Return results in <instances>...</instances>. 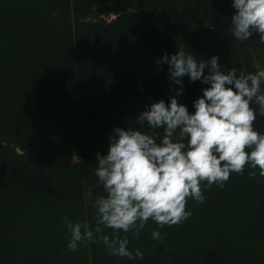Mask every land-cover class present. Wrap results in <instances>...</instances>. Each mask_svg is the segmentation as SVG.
<instances>
[{
    "label": "trees",
    "instance_id": "obj_1",
    "mask_svg": "<svg viewBox=\"0 0 264 264\" xmlns=\"http://www.w3.org/2000/svg\"><path fill=\"white\" fill-rule=\"evenodd\" d=\"M234 11L231 0H0V264H264V177L247 165L223 188L201 184L204 201L187 199L192 215L160 228L163 243L151 220L139 235L120 232L142 259L112 256L99 240L66 246L65 217L95 226L86 191L104 194L96 153L113 129L148 131L137 116L179 88L158 58L183 47L217 55L222 71L264 67L258 34L231 36ZM183 85L177 99L192 112L207 85ZM254 128L264 132V116Z\"/></svg>",
    "mask_w": 264,
    "mask_h": 264
},
{
    "label": "clouds",
    "instance_id": "obj_2",
    "mask_svg": "<svg viewBox=\"0 0 264 264\" xmlns=\"http://www.w3.org/2000/svg\"><path fill=\"white\" fill-rule=\"evenodd\" d=\"M231 7L236 42L255 33L264 44V0H231ZM218 60L217 55L198 59L178 47L175 54L165 53L155 61L167 64L168 79L179 88L167 103L152 102L137 116L139 128L146 125L148 131L115 127L106 154L96 153V186L104 194L93 197L92 185L86 191L96 223L90 227L87 221L65 217L69 250L99 240L112 256L142 259L143 253L130 250L129 238L120 232L139 235L151 220L157 225L151 238L163 243L160 228L179 225L192 215L186 210L187 199L204 201L201 184L223 188L230 174H243L246 165L252 169L250 177H264V132L254 128L257 114L264 116V67L222 71ZM185 76L189 83L207 85L193 100L192 112L177 99ZM105 229L112 230L111 236Z\"/></svg>",
    "mask_w": 264,
    "mask_h": 264
},
{
    "label": "rangeland",
    "instance_id": "obj_3",
    "mask_svg": "<svg viewBox=\"0 0 264 264\" xmlns=\"http://www.w3.org/2000/svg\"><path fill=\"white\" fill-rule=\"evenodd\" d=\"M110 17H114V15H110ZM105 18H107V17H105ZM72 160H73V161H76V160H77V158H76V156H75L74 153H73V155H72Z\"/></svg>",
    "mask_w": 264,
    "mask_h": 264
}]
</instances>
